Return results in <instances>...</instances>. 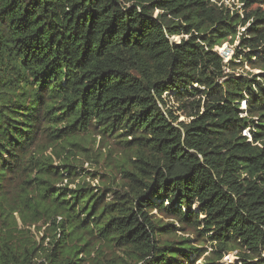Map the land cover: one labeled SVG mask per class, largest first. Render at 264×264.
<instances>
[{
    "label": "trees",
    "instance_id": "1",
    "mask_svg": "<svg viewBox=\"0 0 264 264\" xmlns=\"http://www.w3.org/2000/svg\"><path fill=\"white\" fill-rule=\"evenodd\" d=\"M226 1L0 0V264H197L175 223L264 264V0Z\"/></svg>",
    "mask_w": 264,
    "mask_h": 264
},
{
    "label": "rangeland",
    "instance_id": "2",
    "mask_svg": "<svg viewBox=\"0 0 264 264\" xmlns=\"http://www.w3.org/2000/svg\"><path fill=\"white\" fill-rule=\"evenodd\" d=\"M226 4L227 5L229 4L231 6L235 5V8H237V9H240L242 7L238 2H234L232 0H227ZM241 11H242L241 13H243V10H241ZM156 13H158V12H156ZM183 37H187V36H177V37L172 38V40L174 42H180ZM237 44H238V41H236L235 45L225 43L221 47H216V51H218L219 54L221 56H223L227 62H229L234 55V49H235V46ZM235 72H236V74H248V73H259L260 71L259 70H253V69H251L250 66H245V67L237 68V70ZM168 106L174 107L175 114L178 117L180 122H189L190 121L185 116V113L183 111H178L177 105H175L169 101ZM242 108H245V103L242 104ZM243 116H245V115H243ZM254 132H255V129L253 127L248 128L244 131V136H247L249 138V141H252L255 137ZM257 132H258V134H261V130H257ZM94 140H97V141L91 147L92 152L85 154L83 156L84 163L81 162V164H80L81 166H84L85 172H81L79 178H74L72 180L70 179L69 181L65 179L62 183L59 182V186H64V185L68 184V186L70 188L75 189L76 187L83 186V184H84L83 180H86V182L88 184H90L95 189H97V187L99 186L98 179H91L89 177L88 173L91 170V167L93 165H95L97 161H99L98 163L102 162L103 158L106 155V151H105V149L102 148L103 145H102V147L101 146L99 147L100 143L98 142V140H100V139L98 137L95 136ZM112 144H114V142H112ZM104 147H105V145H104ZM98 148H100V149L98 150ZM118 148L119 147H115L112 145L113 151H117ZM109 199H110V197H109ZM16 216H17V214H16ZM168 222H171V221L164 220V223H168ZM175 224L177 227V231H176L175 235L172 236L174 239H176V238H185V239L189 238L192 241V244L194 246L201 247L204 250H207V253L205 254V256H208L211 253L212 248H213L212 244L206 239V237L200 239V236L204 235L202 232L200 234V230H201L200 228L197 229L198 231H196L193 228H190L189 230L185 231V229L183 227H181L177 223H175ZM37 233H38L37 231H34V235L37 238L38 243H40L41 246H43V248L47 247L48 241L43 243L42 242V235H39ZM91 242H93V241H91ZM97 247L98 246L94 245L95 250L97 249ZM95 254H96V252L93 253V256H96ZM205 256L201 257L197 261V264H200V262H203L205 259ZM124 259H125V255L123 254V252L119 251L116 248V249H114V251L112 250V252L110 250L106 251L105 257H104V263L109 264V263H111V261H117L119 263H121V262L123 263ZM263 259H264V254H263ZM250 262H252V264H260L257 259L252 260ZM220 264H241L238 251L230 252L226 257H224L223 260H221Z\"/></svg>",
    "mask_w": 264,
    "mask_h": 264
}]
</instances>
